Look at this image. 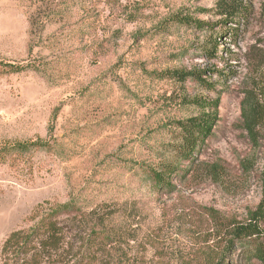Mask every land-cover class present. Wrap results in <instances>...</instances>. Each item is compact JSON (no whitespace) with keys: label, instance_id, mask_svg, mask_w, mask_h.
I'll use <instances>...</instances> for the list:
<instances>
[{"label":"rangeland","instance_id":"obj_1","mask_svg":"<svg viewBox=\"0 0 264 264\" xmlns=\"http://www.w3.org/2000/svg\"><path fill=\"white\" fill-rule=\"evenodd\" d=\"M219 1L0 0V251L74 203L85 219L62 224L42 264H262L227 251L226 230L264 203V0H242L236 19ZM177 70L212 85L164 76ZM193 98L219 101L213 134L158 191L147 168L175 161ZM96 224L109 240L91 246Z\"/></svg>","mask_w":264,"mask_h":264},{"label":"trees","instance_id":"obj_2","mask_svg":"<svg viewBox=\"0 0 264 264\" xmlns=\"http://www.w3.org/2000/svg\"><path fill=\"white\" fill-rule=\"evenodd\" d=\"M245 4L242 0H220L217 3V11L220 16L236 19L240 16ZM180 23H190L196 26H204V22H197L190 18H175ZM216 43V42H215ZM8 72H20L29 66L6 65ZM165 77L175 79L179 83H185L189 78L199 81L203 85L210 86L211 82L206 81L205 76L197 72L167 71ZM210 81V80H209ZM189 103L194 104L201 112L197 116L180 120L176 123L178 142L175 143V161L168 164H159L147 168L148 177L153 181L154 188L158 191L173 190L174 175L181 171L184 175L189 173L191 166L195 164V155L200 152L206 140L212 136L218 115L219 101H209L202 98H193ZM247 124L246 127L253 133L254 123L258 119V111L253 103L243 111ZM30 146H40L32 143ZM20 151L28 148L27 144L18 146ZM16 149V147H14ZM187 164V170L182 164ZM83 210L74 203H67L50 209L42 215L36 214L33 221L35 224L28 228L13 232L2 245L0 251L3 264H42L46 259L54 257L65 245L67 236L64 234L63 223L68 221H80L85 219ZM103 218H100V221ZM92 226L89 244L95 246L109 240L108 235L97 234ZM228 248L248 246L247 254L250 259H256L264 264V203L251 212L244 223L227 226ZM95 239V241L92 240ZM88 244V246H90ZM78 264H83L80 258ZM220 264V263H218Z\"/></svg>","mask_w":264,"mask_h":264}]
</instances>
